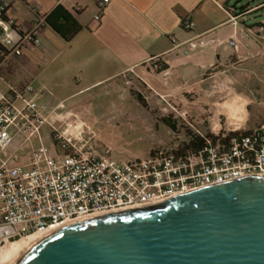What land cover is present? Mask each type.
I'll return each mask as SVG.
<instances>
[{
    "label": "built area",
    "instance_id": "built-area-1",
    "mask_svg": "<svg viewBox=\"0 0 264 264\" xmlns=\"http://www.w3.org/2000/svg\"><path fill=\"white\" fill-rule=\"evenodd\" d=\"M24 1V0H22ZM111 0H99L104 11ZM9 4L0 0V28L4 34L0 52L20 55L27 43L39 44L38 28L22 31L13 20H5ZM101 15L97 14L96 19ZM45 21V16L41 17ZM185 29L194 20L182 21ZM235 51L238 44L230 41ZM207 44L195 36L178 44L185 53ZM158 57L145 66L152 72L161 68ZM39 91L32 84L8 94L0 89V249L11 240L47 232L67 221L112 209L151 203L219 181L249 174H264V124L249 134L224 141L229 131L212 130L218 138L199 153L179 147L159 146L146 156L118 159L109 149L93 152L74 143L79 135L53 129L55 148L34 147L26 159L11 146L18 135L24 143L40 135L48 121L47 104L39 103ZM72 128V124H68ZM78 129L74 126L72 130ZM80 133H82L80 131Z\"/></svg>",
    "mask_w": 264,
    "mask_h": 264
},
{
    "label": "crops",
    "instance_id": "crops-1",
    "mask_svg": "<svg viewBox=\"0 0 264 264\" xmlns=\"http://www.w3.org/2000/svg\"><path fill=\"white\" fill-rule=\"evenodd\" d=\"M6 1L9 6L3 18L13 20L22 31L38 28L40 41L25 44L20 55L2 56L0 89L8 94L27 84L40 93L54 83L62 89L82 91L85 97L90 89L118 88L121 80L134 82L135 76L148 83L150 73L145 64L153 57L168 65L170 82L203 81L204 72L202 77L196 75L194 66L197 53L213 50L218 61L211 60L207 71L219 67L223 72L253 59L262 45L263 34L250 27L256 20L246 21L232 13L236 0H111L102 12L99 0ZM59 3L72 11L83 27L69 42L41 19ZM186 18L194 20L192 30L182 26ZM198 35L207 44L191 54L178 46ZM250 38L256 41L253 48L245 42ZM3 39L0 28L1 43ZM231 40L238 44V52Z\"/></svg>",
    "mask_w": 264,
    "mask_h": 264
},
{
    "label": "water",
    "instance_id": "water-1",
    "mask_svg": "<svg viewBox=\"0 0 264 264\" xmlns=\"http://www.w3.org/2000/svg\"><path fill=\"white\" fill-rule=\"evenodd\" d=\"M10 264H264V174L67 221Z\"/></svg>",
    "mask_w": 264,
    "mask_h": 264
},
{
    "label": "rangeland",
    "instance_id": "rangeland-1",
    "mask_svg": "<svg viewBox=\"0 0 264 264\" xmlns=\"http://www.w3.org/2000/svg\"><path fill=\"white\" fill-rule=\"evenodd\" d=\"M259 2L249 0L246 4L253 9ZM258 14L257 17L247 16L264 23V9ZM254 24L250 27L263 34L260 52L253 59L223 72L219 67L207 71L211 60L218 61L213 50L197 53L199 58L194 66L196 75L204 72V76L200 75L203 81L175 84L170 82L171 74L167 70L152 72L146 67L150 73L148 83L135 76L134 82L121 80L118 88L90 89L85 97L82 91L62 89L50 83L38 97L39 103L49 107L48 121L40 135L26 143L24 137L18 135L13 150H18V156L26 159L34 147L55 148V129L66 134L72 132L74 137L79 134L74 143L86 150L101 153L109 149L113 157L128 159L146 156L159 146L180 147L189 131L207 133L220 128L229 130L241 126L242 130H249L261 126L264 124V28ZM245 42L250 48L256 46L253 38ZM137 93L144 97L146 105L137 99ZM236 100L244 103L242 122L224 109L225 102ZM68 124H72V128ZM76 125L78 129L72 130Z\"/></svg>",
    "mask_w": 264,
    "mask_h": 264
},
{
    "label": "trees",
    "instance_id": "trees-1",
    "mask_svg": "<svg viewBox=\"0 0 264 264\" xmlns=\"http://www.w3.org/2000/svg\"><path fill=\"white\" fill-rule=\"evenodd\" d=\"M249 0H236L234 5L232 6V13L236 16H240L246 21H251L249 16H259V11L264 9V1H260L256 7L253 9L250 5L246 4ZM256 1V0H255ZM263 1V2H261ZM248 14H251L247 16ZM255 26H259L264 28L263 20L261 19H254ZM45 22L56 32L58 33L65 41H71L81 30L82 24L79 22L75 14L67 9L63 4H57L46 16ZM4 49L2 43L0 42V52ZM160 60V59H159ZM161 64V68L158 71L166 70L168 65L163 62L162 60L159 61ZM137 99L144 105H146V101L144 97L140 94H136ZM166 123L172 127H175L174 124H171L169 120H165ZM253 131V129L249 130H236V131H229L227 136L224 138V141H229L233 137H237L241 134H249ZM218 138L214 132H196V131H189L187 134V140L184 142L182 146L176 150L177 153H181L185 150H191L194 153L201 152L205 146L208 145V142L215 143Z\"/></svg>",
    "mask_w": 264,
    "mask_h": 264
},
{
    "label": "bare ground",
    "instance_id": "bare-ground-1",
    "mask_svg": "<svg viewBox=\"0 0 264 264\" xmlns=\"http://www.w3.org/2000/svg\"><path fill=\"white\" fill-rule=\"evenodd\" d=\"M223 105L229 112H231L232 115L239 117L240 121L243 120L245 111L244 103L236 100L234 102H225ZM54 227H51L49 230L53 229ZM41 235L42 233L28 234L22 236L18 240L8 243L6 246L0 249V264H10L18 256V254H20L32 241Z\"/></svg>",
    "mask_w": 264,
    "mask_h": 264
}]
</instances>
